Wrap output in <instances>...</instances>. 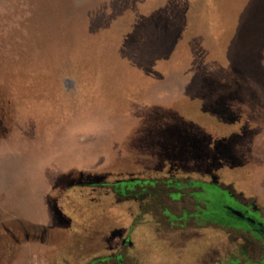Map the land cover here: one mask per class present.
<instances>
[{
	"label": "rangeland",
	"instance_id": "rangeland-1",
	"mask_svg": "<svg viewBox=\"0 0 264 264\" xmlns=\"http://www.w3.org/2000/svg\"><path fill=\"white\" fill-rule=\"evenodd\" d=\"M185 83L207 105L223 98V107L212 109L227 117L251 104L246 121H258L264 132V0H192L190 9L187 0H0V167L9 164L19 175L0 173L3 216L48 226L56 174L72 164L99 168L116 142L123 153L134 139L145 144L151 137L153 147L178 142L181 162L206 161L210 151L214 169L221 167L222 152L205 146L210 136L203 129H162L166 116L157 104L179 96ZM198 102L185 98L179 109L192 115ZM192 125L186 122L191 131ZM248 132L232 138L225 157L233 159L230 173L242 190L259 189L264 173V140L254 163L237 155ZM57 222L69 228L71 220ZM121 225L139 250L163 251L166 236L151 216ZM40 250L39 242L27 244L18 264H44Z\"/></svg>",
	"mask_w": 264,
	"mask_h": 264
},
{
	"label": "flooded vegetation",
	"instance_id": "flooded-vegetation-1",
	"mask_svg": "<svg viewBox=\"0 0 264 264\" xmlns=\"http://www.w3.org/2000/svg\"><path fill=\"white\" fill-rule=\"evenodd\" d=\"M187 85L180 86L176 98L157 104V112L166 116L162 129L166 133L176 127L171 114L176 113L173 105L178 104L176 114L196 127L192 125L195 129L191 131L184 122L177 125L185 126L190 135H196L199 128L206 131L210 137L205 146L212 152H222L218 161L221 167L214 169L217 162L210 151L206 161L181 162L177 155L184 154L178 142L170 145L165 140L153 147L151 137L145 140L146 146L144 140L134 139L124 153L123 143L116 142L114 153L103 155L106 162L99 168L83 170L72 164L56 174L49 187L50 201L71 220L69 228L55 222L51 214L50 223L44 226L20 216L4 217L0 209V264H18L26 245L32 242L42 247L39 253L44 264H162L164 259L170 264H264V173L259 189H238L234 182L238 176L230 173L233 159L225 158L232 138L249 131L237 155L254 163L252 153L264 140L261 123L246 121L252 118L251 104L238 105L230 113L225 110L227 117L223 111L212 109L215 101L207 105L187 93ZM185 98L199 100L190 109L192 115L180 110ZM143 100L149 109L148 92ZM200 140L198 137L197 142ZM163 191L168 199L166 206ZM214 206L219 207L217 214L211 213ZM144 215L151 216L155 230L166 236L161 239L163 251L157 255L146 247L139 250L132 233L121 225L123 219L136 220ZM57 253L61 258L56 259ZM100 253L102 257L95 258ZM92 258V263H86Z\"/></svg>",
	"mask_w": 264,
	"mask_h": 264
},
{
	"label": "water",
	"instance_id": "water-1",
	"mask_svg": "<svg viewBox=\"0 0 264 264\" xmlns=\"http://www.w3.org/2000/svg\"><path fill=\"white\" fill-rule=\"evenodd\" d=\"M67 85L69 86L70 85V83L68 82L67 83ZM210 103H211V101H210ZM214 103H216L215 105L217 106V105H219L220 106V108H222L223 107V98H221L220 100H217V101H215ZM218 108V107H217ZM64 112V111H63ZM171 118L173 119V121L176 123V127H173V128H169L168 130H169V133L168 134H170V135H172V133L174 132V131H178V129H179V125H177L179 122H181V124H184L185 122H184V120L180 117V116H178L176 113H172L171 114ZM61 119H63V118H61ZM184 122V123H183ZM186 124V123H185ZM55 129H56V131L59 133L60 132V130L62 129H60V127H56L55 126ZM198 132H199V130H198ZM187 133V132H186ZM38 135H39V133H38ZM175 143H177V142H174V143H172V144H170V145H173V144H175ZM50 211H51V214H52V217H53V219H54V221H61V222H70V220L68 219V218H66L65 216H63V214L61 213V211H60V209L55 205V207H52V206H50ZM69 224V223H68Z\"/></svg>",
	"mask_w": 264,
	"mask_h": 264
},
{
	"label": "crops",
	"instance_id": "crops-1",
	"mask_svg": "<svg viewBox=\"0 0 264 264\" xmlns=\"http://www.w3.org/2000/svg\"><path fill=\"white\" fill-rule=\"evenodd\" d=\"M9 166L11 165L7 164L5 166L0 167V173L5 174L6 177L9 178V180L12 178H18L19 175L18 174L14 175V171Z\"/></svg>",
	"mask_w": 264,
	"mask_h": 264
},
{
	"label": "trees",
	"instance_id": "trees-1",
	"mask_svg": "<svg viewBox=\"0 0 264 264\" xmlns=\"http://www.w3.org/2000/svg\"><path fill=\"white\" fill-rule=\"evenodd\" d=\"M192 6V0H187V7L190 9Z\"/></svg>",
	"mask_w": 264,
	"mask_h": 264
}]
</instances>
